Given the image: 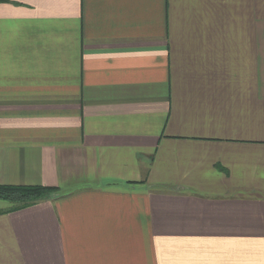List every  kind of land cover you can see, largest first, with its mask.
I'll list each match as a JSON object with an SVG mask.
<instances>
[{"label":"crops","instance_id":"obj_1","mask_svg":"<svg viewBox=\"0 0 264 264\" xmlns=\"http://www.w3.org/2000/svg\"><path fill=\"white\" fill-rule=\"evenodd\" d=\"M0 264H264V0H0Z\"/></svg>","mask_w":264,"mask_h":264},{"label":"trees","instance_id":"obj_2","mask_svg":"<svg viewBox=\"0 0 264 264\" xmlns=\"http://www.w3.org/2000/svg\"><path fill=\"white\" fill-rule=\"evenodd\" d=\"M52 192H54V189L43 187L0 185V200L12 203L14 206L11 212H13L36 205Z\"/></svg>","mask_w":264,"mask_h":264}]
</instances>
